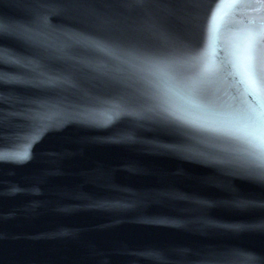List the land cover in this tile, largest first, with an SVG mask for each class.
<instances>
[{
    "label": "water",
    "instance_id": "1",
    "mask_svg": "<svg viewBox=\"0 0 264 264\" xmlns=\"http://www.w3.org/2000/svg\"><path fill=\"white\" fill-rule=\"evenodd\" d=\"M257 127L261 0H0V264H264Z\"/></svg>",
    "mask_w": 264,
    "mask_h": 264
},
{
    "label": "snow or ice",
    "instance_id": "2",
    "mask_svg": "<svg viewBox=\"0 0 264 264\" xmlns=\"http://www.w3.org/2000/svg\"><path fill=\"white\" fill-rule=\"evenodd\" d=\"M262 3H264V0H261ZM255 39V34L254 33H249L248 36V40H249V46L247 51L250 52L251 51V46L252 43ZM95 47H101L103 48L102 45L96 43L94 44ZM103 50H107V49H103ZM189 60H191L193 63L198 61L197 57H189ZM179 61H155L153 62V66L156 68L157 73L161 74V75H167V70L171 67L172 64L177 63ZM211 69L205 65L201 71L199 73L196 74V76H194L191 81H190V85L189 86H194L198 81L202 80L205 75H207L208 73H210ZM248 71L251 74V65H248ZM122 109L119 105H114L113 107V113L117 116L122 114ZM128 114H136L139 115L138 113H128ZM248 135L251 137L250 139V143H254L255 141H258L262 135H264V128L262 127H257L253 132L248 133ZM260 159H264V156L258 157ZM260 167L262 169H264V164L260 165ZM255 175H257L261 180H264V171H260L255 173Z\"/></svg>",
    "mask_w": 264,
    "mask_h": 264
}]
</instances>
